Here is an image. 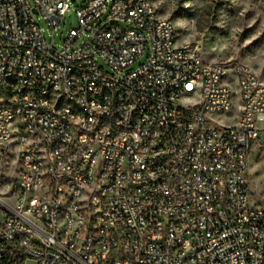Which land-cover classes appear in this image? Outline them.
Returning a JSON list of instances; mask_svg holds the SVG:
<instances>
[{
  "label": "built area",
  "instance_id": "2783aa9c",
  "mask_svg": "<svg viewBox=\"0 0 264 264\" xmlns=\"http://www.w3.org/2000/svg\"><path fill=\"white\" fill-rule=\"evenodd\" d=\"M255 152L264 81L150 0H0V264H264Z\"/></svg>",
  "mask_w": 264,
  "mask_h": 264
},
{
  "label": "rangeland",
  "instance_id": "374dc122",
  "mask_svg": "<svg viewBox=\"0 0 264 264\" xmlns=\"http://www.w3.org/2000/svg\"><path fill=\"white\" fill-rule=\"evenodd\" d=\"M87 0H72L77 7ZM162 16L170 19L179 32L180 42L197 44L209 63L232 62L248 66L264 81V0H150ZM50 43L52 32L37 16ZM78 24L74 13L67 14L54 43L61 48L68 31ZM252 163L253 184L258 194L264 189V160ZM3 179L11 176L3 168ZM8 182H0V193L8 190Z\"/></svg>",
  "mask_w": 264,
  "mask_h": 264
},
{
  "label": "water",
  "instance_id": "95a60500",
  "mask_svg": "<svg viewBox=\"0 0 264 264\" xmlns=\"http://www.w3.org/2000/svg\"><path fill=\"white\" fill-rule=\"evenodd\" d=\"M261 140H263V137L261 136V138H260Z\"/></svg>",
  "mask_w": 264,
  "mask_h": 264
}]
</instances>
